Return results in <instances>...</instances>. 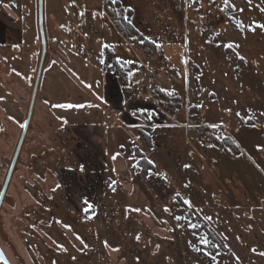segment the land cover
I'll return each instance as SVG.
<instances>
[{
	"label": "rangeland",
	"instance_id": "374dc122",
	"mask_svg": "<svg viewBox=\"0 0 264 264\" xmlns=\"http://www.w3.org/2000/svg\"><path fill=\"white\" fill-rule=\"evenodd\" d=\"M10 2L0 194L26 128L0 205L10 264H264V29L247 28L264 0ZM103 74L135 97L105 94Z\"/></svg>",
	"mask_w": 264,
	"mask_h": 264
},
{
	"label": "snow or ice",
	"instance_id": "6c2138e0",
	"mask_svg": "<svg viewBox=\"0 0 264 264\" xmlns=\"http://www.w3.org/2000/svg\"><path fill=\"white\" fill-rule=\"evenodd\" d=\"M111 3H115V0H111ZM249 4H251V0H249ZM5 6H7V5H5ZM218 8H219V11L220 12H227L229 10H232L233 12H236V11L243 12V9L242 8L239 9V10H237L235 4L231 3V0H222V5L221 6H218ZM260 11L264 12V8H261ZM95 15L96 14L94 13V16ZM101 15H102V13H101ZM229 19H235V17L234 16H230ZM128 22L131 23V21H128ZM241 24H242V21L241 22H237V27H240ZM247 28L250 31H255L257 28L264 29V24L258 23L256 21H253L251 24L247 25ZM133 39H135V37H133ZM148 39H150V38L149 37H144L143 39L140 40V43L143 44L145 42V40H148ZM224 47L233 48V44L229 43V44L224 45ZM236 47L238 48L239 45H236ZM238 58L241 59V60L244 59L241 56H238ZM101 63H103V61H101ZM85 86L86 87H91L90 85H85ZM0 99H2V98H0ZM54 107L64 108V107H72V105L59 104V105H54ZM76 107H84V105H76ZM236 115L239 116L240 113L237 112ZM260 115H264V113H261ZM251 118H252L251 116L248 117V119H251ZM10 119H11V117H10ZM23 126L24 125L22 124L21 127H23ZM222 126H223L222 125V122H221L220 125H217V124L210 125V127H212V128H217V127H222ZM253 127H256V125H253ZM217 139H220V137H217ZM209 147H213V145H209ZM257 150H264V146L257 145ZM229 151H231V149H229ZM113 159H116V156L115 155L113 156ZM184 167L187 168V167H190V166L189 165H185ZM165 178H166V174H165ZM112 183L115 184V181H113ZM109 186L112 187V185H109ZM184 187H188V185L185 184ZM113 190H115V189H113ZM180 196H181V193L177 192V193H175L174 199L175 198H179ZM181 202H182L183 205L187 206L188 208H193L192 201H191L190 198H183ZM85 203H87V202H85ZM90 208H91V206L89 205L88 206V209H86V210H90ZM135 211L139 212V211H141V209H135ZM164 211L167 212V211H170V209L167 206H165ZM91 218L92 217L90 216L89 219H91ZM174 219L176 221H178V222L181 221V220H184L187 228H189V229H198L199 228V224L190 221L187 216H179V215H177V216L174 217ZM203 219L206 220V221H210L212 219V217L211 216H204ZM56 222L57 223H62L61 221H56ZM181 226H182L181 224H179V223L177 224V227H181ZM64 227L70 229V225H64ZM249 227H251V226H249ZM193 235L194 236H198V243L199 244L205 245V246L211 245V241L208 238L207 234H205V235H199L198 233L193 232ZM76 239L77 240H80L81 243L84 244L83 239L79 235H76ZM136 239L137 240L140 239L139 234H137ZM189 243L191 244V242H189ZM105 246L108 247L107 241H105ZM211 246L216 247L217 245H211ZM58 247L61 248V249H63V246L62 245H58ZM84 247H87V245L84 244ZM157 247H159V246H157ZM192 247L196 251H202L203 250V249H200V248H196L195 245H192ZM112 250L113 251H118V249H112ZM251 251L253 253H255L256 252V249L253 248V249H251ZM205 254L206 255H211V253H207L206 251H205ZM258 254L261 255V256H264V252H260ZM214 259H215V257H213V260ZM237 259H239V258L237 257ZM53 264H55V261L53 262Z\"/></svg>",
	"mask_w": 264,
	"mask_h": 264
},
{
	"label": "crops",
	"instance_id": "0c3cea01",
	"mask_svg": "<svg viewBox=\"0 0 264 264\" xmlns=\"http://www.w3.org/2000/svg\"><path fill=\"white\" fill-rule=\"evenodd\" d=\"M5 5H7V6L11 5L10 0H1V5L0 6L2 7V9L4 11H6V8H5L6 6ZM6 15L9 16L10 18H12V16L10 14H8V13ZM162 46L163 45H161L160 48H161V51H162L164 57H168L167 54L164 52L165 51L164 50V46L163 47ZM116 59H120V58H116ZM100 79H101L102 83L105 82V94H107V95H108L109 90H112V91L115 90L114 93L117 91L118 94L121 91L125 95V96H123V98L127 97L128 99H130L133 96L135 97V94L137 93V89H135L134 87H130L129 88L130 90L128 91V93L125 94L124 90H123L124 86L122 85V82L120 81V78L117 77V76H115V78L113 79L110 76H107V74H103V76L102 75L100 76ZM130 94H132V95H130ZM105 99H107V97H105ZM107 101H108V99H107Z\"/></svg>",
	"mask_w": 264,
	"mask_h": 264
},
{
	"label": "water",
	"instance_id": "95a60500",
	"mask_svg": "<svg viewBox=\"0 0 264 264\" xmlns=\"http://www.w3.org/2000/svg\"><path fill=\"white\" fill-rule=\"evenodd\" d=\"M34 95H35V92L33 93V97H34ZM33 97H32V103H33V99H34ZM25 129L26 128H24L23 134H22L21 139H20V141L18 143V146L16 148V151H15V154H14V157H13V160L11 162L10 168L8 170V173H7V176H6V179H5V182H4V185H3V188H2L1 194H0V205H1V202H2V199H3V196L5 194V191H6V188H7L9 179H10V176L12 174V170H13V167L15 165L16 158H17L18 153H19V150H20V145H21V142H22L23 135L25 133ZM0 263H2V264H10V262L6 258V255L4 254V252H3V250H2L1 247H0Z\"/></svg>",
	"mask_w": 264,
	"mask_h": 264
},
{
	"label": "built area",
	"instance_id": "2783aa9c",
	"mask_svg": "<svg viewBox=\"0 0 264 264\" xmlns=\"http://www.w3.org/2000/svg\"><path fill=\"white\" fill-rule=\"evenodd\" d=\"M142 78H146L148 81H156V76L150 75L149 73H143L140 75Z\"/></svg>",
	"mask_w": 264,
	"mask_h": 264
},
{
	"label": "trees",
	"instance_id": "16d2710c",
	"mask_svg": "<svg viewBox=\"0 0 264 264\" xmlns=\"http://www.w3.org/2000/svg\"><path fill=\"white\" fill-rule=\"evenodd\" d=\"M107 9H108V7H107ZM117 26H118V28L120 29V30H122L123 28H121V26H120V24L119 23H117ZM119 30V31H120ZM123 31V30H122ZM151 165V164H150ZM151 169V171H153L154 172V168L153 167H150ZM149 169H147V171H148Z\"/></svg>",
	"mask_w": 264,
	"mask_h": 264
},
{
	"label": "flooded vegetation",
	"instance_id": "af4514ba",
	"mask_svg": "<svg viewBox=\"0 0 264 264\" xmlns=\"http://www.w3.org/2000/svg\"><path fill=\"white\" fill-rule=\"evenodd\" d=\"M0 264H2V263H0Z\"/></svg>",
	"mask_w": 264,
	"mask_h": 264
}]
</instances>
